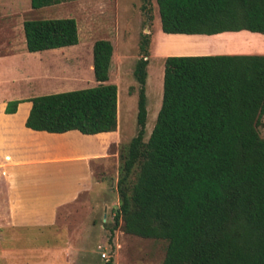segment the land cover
I'll use <instances>...</instances> for the list:
<instances>
[{"label":"trees","instance_id":"trees-1","mask_svg":"<svg viewBox=\"0 0 264 264\" xmlns=\"http://www.w3.org/2000/svg\"><path fill=\"white\" fill-rule=\"evenodd\" d=\"M62 1L30 0V5ZM156 2L165 33L264 34V0ZM23 29L30 52L79 41L73 17L25 19ZM148 44L145 34L133 70L139 85L137 133L120 153V204L111 232L122 220L128 234L165 239L162 264H264V138L258 130L264 54L165 57L162 104L145 141ZM112 55V42L97 39L98 84L30 98L25 125L55 133L116 130ZM18 102H9L6 112H14Z\"/></svg>","mask_w":264,"mask_h":264},{"label":"rangeland","instance_id":"rangeland-1","mask_svg":"<svg viewBox=\"0 0 264 264\" xmlns=\"http://www.w3.org/2000/svg\"><path fill=\"white\" fill-rule=\"evenodd\" d=\"M61 17H73L76 20L79 43L42 53L43 57L55 62L51 67L52 79L43 84V94L94 86L93 68L90 67V63L93 65V44L97 39L110 40L113 44L110 76L118 88L119 139L109 147L111 156L106 169L100 167L102 165L95 168L96 177L104 180L103 185L91 192L84 205L74 207L67 213H64V209L60 211V228L80 223L89 225L90 231L83 240V247L70 253L51 254L44 248L54 241L58 243L64 240L63 235L48 231L43 234L31 228L21 232L22 237L11 240L7 237L5 240L2 231L0 264H46L51 259L59 264L66 260H70V264H162L167 246L165 239L128 234L122 230V220L114 231L110 230L120 204L116 188L122 163L120 153L125 152L126 146L137 133L139 85L133 70L141 57L142 38L145 34L149 38L145 141L155 125L162 104L165 57L173 55L170 53H204L238 47H226L216 39L200 41V38L174 37L173 34L165 33L161 28L156 0H63L40 8L31 7L30 0H0V24L11 20L21 22L25 19ZM5 27L6 23L0 25V35L5 33ZM253 39H256V48L264 49V39L259 40L255 35ZM262 122L258 130L264 138V114ZM36 178L39 179L37 183L43 181L46 184L48 188L45 190L53 194L51 202L55 203L73 188L77 173L62 167L48 174H38ZM102 251L109 255L108 260L101 257Z\"/></svg>","mask_w":264,"mask_h":264},{"label":"crops","instance_id":"crops-1","mask_svg":"<svg viewBox=\"0 0 264 264\" xmlns=\"http://www.w3.org/2000/svg\"><path fill=\"white\" fill-rule=\"evenodd\" d=\"M4 23L5 33L0 35V232L3 231L5 240L7 237L9 240L22 237L21 232L31 228L43 234L45 231L59 233L64 240L60 243L54 241L44 249L51 254L70 253L83 247L90 227L80 223L60 228V211L64 209V213H67L74 207L84 205L91 192L103 185L104 180L96 177L95 168L102 165L100 167L106 169L111 156L109 147L119 139L118 123L114 131L95 134H83L76 129L55 133L28 128L25 122L32 106L29 99L45 92L43 84L52 79L51 67L55 62L42 56V53L52 49L28 51L23 21ZM170 34L174 37L200 38V41L216 39L226 47H238L204 53H170L173 55L264 54V49L256 48L254 44V35L259 40L264 39V34L259 32L240 30L210 35ZM90 67L93 68L91 63ZM109 82H113L110 72ZM97 84L95 80L94 86ZM14 100H19L16 110L6 112L8 103ZM62 167L76 172L77 178L62 200L54 203L51 202L53 194L45 190L48 187L43 181L37 183L39 179L36 177ZM39 187L41 190H38ZM69 261L61 264H70ZM46 264L59 263L51 259Z\"/></svg>","mask_w":264,"mask_h":264},{"label":"built area","instance_id":"built-area-1","mask_svg":"<svg viewBox=\"0 0 264 264\" xmlns=\"http://www.w3.org/2000/svg\"><path fill=\"white\" fill-rule=\"evenodd\" d=\"M100 255H101L102 258H104L106 260L109 259V255L105 251H102Z\"/></svg>","mask_w":264,"mask_h":264}]
</instances>
